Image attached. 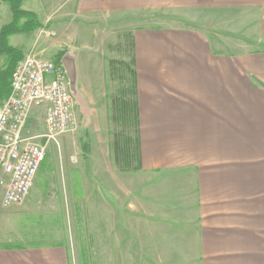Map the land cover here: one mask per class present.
Masks as SVG:
<instances>
[{"label":"crops","instance_id":"1","mask_svg":"<svg viewBox=\"0 0 264 264\" xmlns=\"http://www.w3.org/2000/svg\"><path fill=\"white\" fill-rule=\"evenodd\" d=\"M20 7L34 14L39 28L11 35L8 45L23 58L54 62L62 53L67 81L76 75L77 91L73 81L70 91L78 101L86 99L79 67L97 57V21L248 13L253 30L264 37V0H23ZM11 21L9 5L0 0V30ZM127 39L125 66L134 74L118 78L125 84L118 93L133 83L137 171L117 169L115 131L108 135L118 175L136 181L139 246L178 264H264V49L226 55L207 33L190 27H139ZM5 60L0 55V70ZM103 84L102 77L101 93L91 85L88 99L94 104L98 94L105 97L115 129L110 118L118 93L106 96ZM92 170L95 177L96 163ZM124 189L109 187V193L122 195ZM0 264H67V256L58 245L0 247Z\"/></svg>","mask_w":264,"mask_h":264},{"label":"rangeland","instance_id":"2","mask_svg":"<svg viewBox=\"0 0 264 264\" xmlns=\"http://www.w3.org/2000/svg\"><path fill=\"white\" fill-rule=\"evenodd\" d=\"M189 16L188 20L167 13L139 14L97 21L102 23H96L94 29L97 57L85 61L78 70L86 99H73L75 124L56 143L46 146V165L37 172L24 203L10 208L0 203V247L58 245L66 252L67 264H178V260L155 258L151 249L139 246L133 193L136 181L129 174L119 176L112 165L108 134L116 129L108 121L109 107L101 94L93 104L88 92L91 85L102 92V77L106 96L116 95L125 86L118 78L128 74L129 68L116 63L127 60L125 64H130L127 36L139 27L201 30L217 41L226 55L264 49V37L253 30L255 19L248 13ZM98 55L103 56L102 65ZM111 59L116 62L112 68L108 63ZM69 79L77 91L75 73ZM43 133L44 111L40 108L28 116L24 136ZM84 145H88V151H84ZM94 161L98 169L95 177ZM114 186L118 191L120 186L126 190L122 195L110 194L109 187Z\"/></svg>","mask_w":264,"mask_h":264},{"label":"built area","instance_id":"3","mask_svg":"<svg viewBox=\"0 0 264 264\" xmlns=\"http://www.w3.org/2000/svg\"><path fill=\"white\" fill-rule=\"evenodd\" d=\"M40 108L44 111V133L25 137L23 130L28 116ZM74 124V101L61 66L44 57L25 56L12 73L9 94L0 101L2 207L24 203L45 157L46 146L56 143Z\"/></svg>","mask_w":264,"mask_h":264},{"label":"trees","instance_id":"4","mask_svg":"<svg viewBox=\"0 0 264 264\" xmlns=\"http://www.w3.org/2000/svg\"><path fill=\"white\" fill-rule=\"evenodd\" d=\"M12 13V21L0 30V55L5 56V65L0 70V101L7 97L10 91L12 73L19 61L22 60L20 52L8 45V38L19 33H29L39 28V23L30 12L21 9L23 0H5ZM61 54L54 59L56 65H60ZM116 62L110 61L109 66ZM132 63V62H131ZM116 65L125 66L123 62ZM128 74L133 77V70L128 67ZM133 83L132 89L118 93V97L113 99L114 113L111 115V122L115 125L116 131L113 133L114 163L121 172H135L139 164L138 138H137V115L134 105ZM84 151H88V145L83 146Z\"/></svg>","mask_w":264,"mask_h":264},{"label":"water","instance_id":"5","mask_svg":"<svg viewBox=\"0 0 264 264\" xmlns=\"http://www.w3.org/2000/svg\"><path fill=\"white\" fill-rule=\"evenodd\" d=\"M71 78V77H70ZM69 85H70V89H72V84L69 82Z\"/></svg>","mask_w":264,"mask_h":264}]
</instances>
